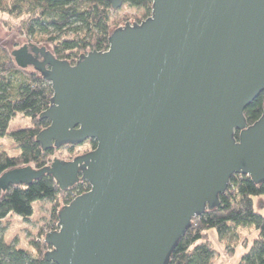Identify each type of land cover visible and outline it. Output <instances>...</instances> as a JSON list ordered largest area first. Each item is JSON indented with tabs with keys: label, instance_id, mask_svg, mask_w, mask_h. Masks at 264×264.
<instances>
[{
	"label": "water",
	"instance_id": "water-1",
	"mask_svg": "<svg viewBox=\"0 0 264 264\" xmlns=\"http://www.w3.org/2000/svg\"><path fill=\"white\" fill-rule=\"evenodd\" d=\"M151 1L149 18L120 23L105 51L74 64L25 36L2 42L18 67L51 84L41 148L96 141L71 160L0 175L2 191L44 174L61 190L89 184L44 235L46 261L168 264L232 175L264 180V108L251 125L243 114L264 92V0Z\"/></svg>",
	"mask_w": 264,
	"mask_h": 264
},
{
	"label": "trees",
	"instance_id": "trees-1",
	"mask_svg": "<svg viewBox=\"0 0 264 264\" xmlns=\"http://www.w3.org/2000/svg\"><path fill=\"white\" fill-rule=\"evenodd\" d=\"M124 8L139 10L140 18L132 21L125 18L122 25L141 23L151 16L152 1L122 0L121 8L113 10L108 0H0V14L4 15L0 21L32 43L50 47L56 58L74 64L82 53L102 52L108 48L111 31L122 26L118 25L121 19L112 21V14ZM14 19L18 23H14ZM51 97V84L38 73L18 67L10 51L0 46V139L10 137L19 149V154L13 156L0 151V175L27 165L41 169L50 164L60 149L67 148L72 152L78 146L63 144L43 150L36 141L37 134L49 125V120L40 118V114L50 106ZM263 108L264 92H261L244 109L247 125L261 116ZM18 114H23L31 124L9 128ZM89 144L90 150L96 147L94 140H89ZM74 156L63 160H71ZM89 189V184L80 180L69 189L61 190L50 174H44L28 185L10 184L6 190L0 189V225L9 214L28 219L35 202L48 200L53 202L52 229L58 222V211L72 200V194L77 196ZM262 195L264 180L255 183L247 175H232L227 189L219 195V205L192 219L174 247L168 264H216L208 230L214 229L221 238L234 227L244 226L252 227L257 234L238 264H264V215L255 210L253 199ZM48 231H39L36 240H29V249L7 243L0 236V264H55L44 259V253L50 249L43 241Z\"/></svg>",
	"mask_w": 264,
	"mask_h": 264
},
{
	"label": "rangeland",
	"instance_id": "rangeland-1",
	"mask_svg": "<svg viewBox=\"0 0 264 264\" xmlns=\"http://www.w3.org/2000/svg\"><path fill=\"white\" fill-rule=\"evenodd\" d=\"M0 17H4V15L0 14ZM125 18H127L126 20L140 18V11L134 8H124L112 14V21L121 19L118 25L125 22V20H123ZM13 22L18 23L17 19H14ZM22 36L18 35L14 29H8L7 26H4L0 21V46L7 49V47L2 44L4 40H15ZM18 45L19 42H12L13 47ZM30 124L31 122L28 118L23 114H18L10 122L9 128L15 129L29 126ZM89 148V142H85L74 148L72 152H69L67 148L60 149L55 153V156L57 158L67 159L72 155L74 156L89 151ZM0 151H6L12 156L19 154L18 147L10 137L0 139ZM253 199L255 210L264 215V195L254 197ZM52 205L53 202L48 200L35 202L33 204V213L28 219H23L15 214H9L1 221L0 236L3 237L7 243H14L17 246L29 249V240H36L39 237V231L46 232L53 226ZM256 234L257 232L249 226L234 227L220 238L214 229H209L208 235L214 249V261L216 264H238L242 254L248 250ZM245 244H248V247H245Z\"/></svg>",
	"mask_w": 264,
	"mask_h": 264
},
{
	"label": "built area",
	"instance_id": "built-area-1",
	"mask_svg": "<svg viewBox=\"0 0 264 264\" xmlns=\"http://www.w3.org/2000/svg\"><path fill=\"white\" fill-rule=\"evenodd\" d=\"M75 197V195L74 194H72V199ZM65 200H67L66 198H65ZM71 201V200H70ZM69 201V202H70ZM69 202H67L66 204H68ZM55 227L54 228H52V229H50L49 231H52V230H57L58 229V227H57V223H55V225H54ZM48 231V232H49Z\"/></svg>",
	"mask_w": 264,
	"mask_h": 264
},
{
	"label": "flooded vegetation",
	"instance_id": "flooded-vegetation-1",
	"mask_svg": "<svg viewBox=\"0 0 264 264\" xmlns=\"http://www.w3.org/2000/svg\"><path fill=\"white\" fill-rule=\"evenodd\" d=\"M24 43H26V41L23 42L21 45H23ZM21 45H20V46H21ZM38 59H39V57H38ZM30 67H32V66H30ZM85 142H89V140H85L83 143H85ZM83 143H82V144H83ZM80 145H81V144H80ZM78 146H79V145H78ZM89 150H90V149H89Z\"/></svg>",
	"mask_w": 264,
	"mask_h": 264
}]
</instances>
